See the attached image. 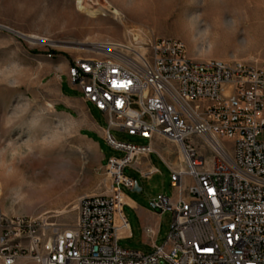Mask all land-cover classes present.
I'll use <instances>...</instances> for the list:
<instances>
[{
	"label": "built area",
	"instance_id": "obj_1",
	"mask_svg": "<svg viewBox=\"0 0 264 264\" xmlns=\"http://www.w3.org/2000/svg\"><path fill=\"white\" fill-rule=\"evenodd\" d=\"M143 50L69 66V83L104 116V140L124 157L106 166L111 195L81 197L72 227L1 215L3 264L21 257L36 264H264V62H196L170 39ZM112 129L148 144L117 142ZM158 139L177 145L183 166L161 159L174 192L152 205L159 216L170 213L171 223L164 242L144 255L118 246L128 226L123 190L136 183L123 170L134 156L154 152ZM138 172L148 180L158 173Z\"/></svg>",
	"mask_w": 264,
	"mask_h": 264
},
{
	"label": "rangeland",
	"instance_id": "obj_2",
	"mask_svg": "<svg viewBox=\"0 0 264 264\" xmlns=\"http://www.w3.org/2000/svg\"><path fill=\"white\" fill-rule=\"evenodd\" d=\"M78 1L0 0V27L25 37L0 28V216L42 218L69 228L76 223L81 197L111 195L112 179L106 168L99 167L97 150L79 138L66 115L55 111L47 78L60 63L101 60L108 52H143L145 44L166 39L182 42L187 57L196 62H264V0H242L236 11L241 24L232 25L227 14L223 26L205 20L221 0H81L80 5ZM30 37L38 40L30 42L26 39ZM75 45L79 47H70ZM97 120L106 125L101 113ZM110 134L123 144H148L115 129ZM192 143L207 159L210 153L203 142ZM153 154L159 173L150 180L140 177L138 169L143 167L135 159L123 170L141 188V192L123 193L150 211L157 195L171 197L174 192L169 171L158 157L174 167L183 166L174 143L158 139ZM123 157L119 151V159ZM12 168L18 170L21 184L13 180ZM51 170L57 175L56 194L48 182L33 190L25 183ZM123 214L132 237L121 239L119 247L148 253L137 233L138 214L129 207ZM170 223L171 214H162L157 246L164 242ZM15 264L36 263L21 257Z\"/></svg>",
	"mask_w": 264,
	"mask_h": 264
},
{
	"label": "crops",
	"instance_id": "obj_3",
	"mask_svg": "<svg viewBox=\"0 0 264 264\" xmlns=\"http://www.w3.org/2000/svg\"><path fill=\"white\" fill-rule=\"evenodd\" d=\"M71 64L72 63H60L57 67H54L53 71L49 73L47 78V87L51 95L55 98V111L63 113L67 116L69 121L73 122L79 138L88 142L95 150H97L99 154V167L106 168L111 159H119V151H115L108 147L104 140L107 125L98 123L97 116L100 112H98L92 105L84 102L81 93L69 83L67 70ZM157 141L158 140H155L152 144L153 151L154 144H157ZM134 159L136 160L137 165L143 167L141 170L146 171L153 169L159 173L158 167L155 166L153 152L144 156L136 155L134 156ZM158 159L162 163L165 161L162 156H159ZM137 186L139 188L138 184ZM139 190V192H141V188H139ZM125 207H129L138 214L137 233L140 234L143 245L149 249L148 253L142 254L149 255L152 253L153 246H157L156 240L159 230V219L162 215L159 216L154 210L150 211L147 209H141L133 201H131L127 195H125L122 209L124 210ZM131 237L132 230L128 223L127 229L122 232V239H130Z\"/></svg>",
	"mask_w": 264,
	"mask_h": 264
},
{
	"label": "bare ground",
	"instance_id": "obj_4",
	"mask_svg": "<svg viewBox=\"0 0 264 264\" xmlns=\"http://www.w3.org/2000/svg\"><path fill=\"white\" fill-rule=\"evenodd\" d=\"M80 1L81 0L78 1V5L81 4ZM242 4H243L242 0H221L220 1V7H218V9L213 13V16L212 17L206 16L207 18H205V20L207 19L209 21H212L213 24L220 26L223 24L222 23L223 17L228 14L232 17V25H234V24L240 25L241 21L238 20L236 11H237L238 6L242 5ZM225 26L228 27V24L226 23ZM0 28L7 30L11 33H14L15 35H18L22 38H25L22 35H20L16 32H12L11 30H8L4 27H0ZM26 39L30 42H36V40H38L36 37H30V38H26ZM38 42L49 43L46 40H41ZM51 45H53V44H51ZM108 54L115 56L116 53L115 52H108ZM35 175L36 174H34V176ZM12 178L15 182H17V184L22 183V180L18 179L19 173H18V170L15 168H12ZM43 182H45V183L48 182L50 184L51 188L53 189L54 194H56V192L59 190V186L57 185V175L53 172V170L48 172V175L42 174L40 176H35V177L31 176L27 181H25L26 184L28 183L30 185V189H32V190L38 188V186H40L41 183H43Z\"/></svg>",
	"mask_w": 264,
	"mask_h": 264
},
{
	"label": "water",
	"instance_id": "obj_5",
	"mask_svg": "<svg viewBox=\"0 0 264 264\" xmlns=\"http://www.w3.org/2000/svg\"><path fill=\"white\" fill-rule=\"evenodd\" d=\"M70 47H73V48H77L79 46L75 45V46H70ZM139 188L137 186V183H135V187H134V190L132 192H139ZM152 209H154L153 205L151 206Z\"/></svg>",
	"mask_w": 264,
	"mask_h": 264
}]
</instances>
